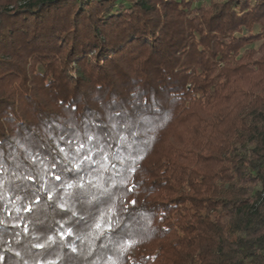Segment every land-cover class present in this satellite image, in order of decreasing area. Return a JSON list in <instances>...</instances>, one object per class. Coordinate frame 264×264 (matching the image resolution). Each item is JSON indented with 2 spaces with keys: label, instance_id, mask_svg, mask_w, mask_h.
Masks as SVG:
<instances>
[{
  "label": "trees",
  "instance_id": "trees-1",
  "mask_svg": "<svg viewBox=\"0 0 264 264\" xmlns=\"http://www.w3.org/2000/svg\"><path fill=\"white\" fill-rule=\"evenodd\" d=\"M81 144L112 242L16 187ZM0 150L6 264H264V0H0Z\"/></svg>",
  "mask_w": 264,
  "mask_h": 264
},
{
  "label": "snow or ice",
  "instance_id": "snow-or-ice-1",
  "mask_svg": "<svg viewBox=\"0 0 264 264\" xmlns=\"http://www.w3.org/2000/svg\"><path fill=\"white\" fill-rule=\"evenodd\" d=\"M95 127L101 129L104 125L96 123ZM61 139H63V137H61ZM89 139H91V137ZM101 147L102 146L97 145L95 149L98 155L101 154ZM83 148L84 145L81 144L72 156L61 158L59 153H63L64 148L60 147L59 153L51 157L53 164L48 175L51 180L60 182L59 185L48 184L47 191H45L44 183H31L36 178L29 174L23 177V179L29 183L19 184L16 187L23 192L26 197L34 196V203L36 205L41 203L42 194L46 196L48 201L57 200L58 203L56 206L64 214H70L69 218L75 221L77 230L81 225L89 230L93 229L94 226L96 238L100 239L102 243L104 240L112 242L116 237L129 230L128 218L131 217L135 209L128 210V213L124 215L123 209H114L109 206L112 203L111 197L113 195L109 188L102 185L93 186L90 183L86 186L85 177L88 176L94 168L99 166L100 161L94 159L91 155L94 149H89L87 153H82L81 149ZM0 153H2V150H0ZM128 163L131 165V170H134L135 161H129ZM111 167L115 176L121 180L129 172L128 167L122 168L115 160L111 164ZM41 180L43 181L44 177H41ZM132 190V188L127 189L129 192ZM53 192L56 193L55 197L53 196ZM131 203L135 205L136 201H132ZM77 208H79L80 211H77ZM85 209L87 211H85ZM25 211L29 213L32 212L33 205L28 204ZM9 215H11V213H9ZM8 227L18 228L20 225L15 224L9 225ZM57 239L63 241L62 247L69 249L70 252L75 253L77 251L73 245L75 239H79V236L73 231L71 225L65 227L64 223L59 224L55 236H49L47 243L49 245L54 244L57 242ZM36 247L43 249L45 248V244H37ZM72 258L73 257L69 256V260ZM0 261L6 264L5 257L0 256ZM113 264H115V262H113Z\"/></svg>",
  "mask_w": 264,
  "mask_h": 264
},
{
  "label": "rangeland",
  "instance_id": "rangeland-1",
  "mask_svg": "<svg viewBox=\"0 0 264 264\" xmlns=\"http://www.w3.org/2000/svg\"><path fill=\"white\" fill-rule=\"evenodd\" d=\"M259 44V43H258Z\"/></svg>",
  "mask_w": 264,
  "mask_h": 264
}]
</instances>
